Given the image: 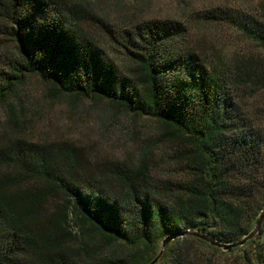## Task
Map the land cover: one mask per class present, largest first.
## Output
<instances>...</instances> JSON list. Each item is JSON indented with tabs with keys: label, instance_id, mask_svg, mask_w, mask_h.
Returning a JSON list of instances; mask_svg holds the SVG:
<instances>
[{
	"label": "trees",
	"instance_id": "1",
	"mask_svg": "<svg viewBox=\"0 0 264 264\" xmlns=\"http://www.w3.org/2000/svg\"><path fill=\"white\" fill-rule=\"evenodd\" d=\"M75 8L67 10L61 0H0V34L14 45L13 56L0 61V106H10L11 119L21 128L12 100L20 85L36 76L56 94L107 101L153 117L188 141L191 178L170 201L133 181L122 196L111 197L77 182V166L64 165L53 147L17 138L0 147V163L10 164L1 166L44 185L19 193L7 187L15 178L0 173V264L13 262L24 246L35 252L33 264H149L160 242L174 233L198 232L224 244L240 241L264 208V130L242 112L239 76L226 59L223 65L209 63L179 44L187 28L163 19L141 22L116 39L131 62L124 69L77 25L81 13L75 15ZM199 19L226 23L264 48V21L256 17L218 7L199 13ZM54 192L64 193L68 205L44 209ZM45 220L38 229L37 222ZM72 222L85 233L77 249L64 244ZM261 233L264 221L249 241L256 243L253 259L264 264V244L257 243ZM178 238L173 241L220 248L191 234ZM113 244L130 249L105 253ZM160 259L188 264L173 250Z\"/></svg>",
	"mask_w": 264,
	"mask_h": 264
},
{
	"label": "rangeland",
	"instance_id": "2",
	"mask_svg": "<svg viewBox=\"0 0 264 264\" xmlns=\"http://www.w3.org/2000/svg\"><path fill=\"white\" fill-rule=\"evenodd\" d=\"M68 10L76 5L77 25L106 47L122 68H131L117 38L127 29L152 20H174L187 28L179 44L197 51L206 62L223 65L241 79L237 89L244 116L264 130V48L240 30L223 22L199 19V13L229 7L264 21V0H61ZM78 7V8H77ZM79 10V11H78ZM14 54L13 42L0 34V61ZM16 122L9 105L0 106V147L20 138L26 142L53 147L64 165H76L75 180L92 186L108 196H122L130 182L151 188L159 198L170 201L179 185L191 176L186 171L190 145L183 135L170 134L157 119L135 115L107 101L67 97L52 92L36 76L20 85L12 100ZM0 163V173L15 180L7 186L22 193L43 186V180L25 178L13 166ZM15 165V164H11ZM17 169V170H16ZM44 209L68 205L62 192L50 194ZM71 209V208H70ZM45 211V210H44ZM42 212L40 218L46 216ZM45 222H37L38 229ZM72 235H65V246L80 248L85 235L80 223H71ZM257 243L264 244V235ZM95 239L94 237H92ZM182 239L176 238L175 241ZM94 241V240H93ZM168 243L165 252L173 250L188 264H260L253 259L256 243L248 242L231 251L215 249L204 243L180 241ZM104 252L123 254L129 247L107 245ZM162 246L160 242L159 247ZM242 247V249H240ZM247 249V257L244 254ZM164 252V253H165ZM35 252L24 246L9 264H33ZM156 264H164L160 259Z\"/></svg>",
	"mask_w": 264,
	"mask_h": 264
},
{
	"label": "water",
	"instance_id": "3",
	"mask_svg": "<svg viewBox=\"0 0 264 264\" xmlns=\"http://www.w3.org/2000/svg\"><path fill=\"white\" fill-rule=\"evenodd\" d=\"M263 221H264V208L256 220L255 227L245 237H243L240 241L232 243V244L220 243V242L212 240L208 236L201 234V233H198V232L182 231V232L171 234L163 240L159 253L154 257V259L149 264H156L160 260V258L163 255V253H164L169 242H171L172 240H174L178 237H183L187 234H191V235L200 237L202 239H205L206 241H208L212 245H215V246H218L224 250L230 251L233 247L242 246L247 241H249L250 239L255 238L261 232Z\"/></svg>",
	"mask_w": 264,
	"mask_h": 264
}]
</instances>
